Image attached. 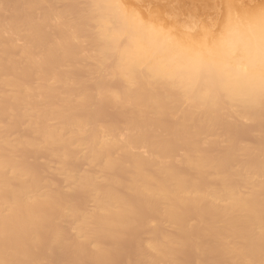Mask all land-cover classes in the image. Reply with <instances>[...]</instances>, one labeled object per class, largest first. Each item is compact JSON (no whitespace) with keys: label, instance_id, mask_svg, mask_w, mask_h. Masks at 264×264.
Wrapping results in <instances>:
<instances>
[{"label":"bare ground","instance_id":"bare-ground-1","mask_svg":"<svg viewBox=\"0 0 264 264\" xmlns=\"http://www.w3.org/2000/svg\"><path fill=\"white\" fill-rule=\"evenodd\" d=\"M143 1L0 0V264H264V7Z\"/></svg>","mask_w":264,"mask_h":264},{"label":"rangeland","instance_id":"rangeland-1","mask_svg":"<svg viewBox=\"0 0 264 264\" xmlns=\"http://www.w3.org/2000/svg\"><path fill=\"white\" fill-rule=\"evenodd\" d=\"M151 1H153V0H144V1H143V5L139 7V10L147 11L146 9L148 8V12H150V14H153V12H152V11H153V7H155L154 11L156 12L157 15H156L155 13H154L153 15H154L158 20H160V21H159L160 23L162 22V24H160V25H162V26L164 27V24H165L167 21H169V23L167 22L168 24L166 23V25H169V24L171 25V24L173 23V25H175V26H173V25L170 26V25H169V26H166V27H168V28H166V29L168 30V29L171 28V27L174 29V27H175L174 30H173L172 28H171V30L169 29L170 31L175 32V33L182 32V31H183V30H182V29H183L182 26H184L185 29H186V30H184V32H189V31H187V29L189 28L188 30H190V27H191V26L193 27V25H196L195 23H198L196 27L199 28V29L197 28V29L199 30V32L201 31V33H200L201 36H199L200 34L197 32L198 30H197L196 28H194L195 26L193 27V28H194V31H192L193 29H191V31L194 32V33H192L191 31H190L189 33H187V34H189L190 36H192V34H194V35L192 36V38L195 37V39L202 38V37L205 36V35H210V36L213 35V36H215V35H217V34L220 33V29L223 27V24L221 23V21L223 20L224 10H226V9H227L226 7H228V5H226V3H224V2H227V3L229 2V0H223L224 2H223V1L221 2V1H220L221 3H220L219 1H217V0H216L217 2H215V0H212V1H211V0H208V1H207V0H200V2H199V0H198V1H197V0H195V1L193 0V1L195 2V3H194V2H192L191 0H188L189 2L185 3V1H187V0H185V1H184V4L187 5V6H186V10H185L184 4L182 5L183 0H181L182 2L179 1V0H178V1L175 0L176 3H177V7H175V6H176V3H175L173 0H170V1L174 2V3H175L174 5L171 4L172 2L169 3V0H156V2H155V0H154V2L156 3V5H157L159 8L162 7L163 4L166 3L165 6H167V7H166V8H165V7H164V8L162 7V8L164 9V11L161 10V8H160V10L162 11V12H161V11H159V9L156 8V6H154L155 4L152 3ZM209 1H210V4H209ZM237 1H239V0H236V3H237ZM243 1H244V0H241V2H240V3L242 4L240 8L243 7L242 9H243L244 11H246V12H251V10H254V8L256 7V5L254 4L255 2H256V3L258 2V3H257V7H258V8H259V6H260V9H261L262 6L264 7V0H252V1L250 2V3H252V5H248L249 3L246 4L247 1H248V0H247V1H244V3L246 4V6L248 5V7H247V8H248V11H247V10H246L247 8L244 9L246 6H245L244 3H242ZM259 1H260V3H259ZM147 2H148V3L151 2V3L154 4V5L151 4V5H152V6H151V5L149 4V6H151V7H146V5H148ZM178 2L181 3V6H179L180 4H178ZM197 2H198V4H199V6H198V4L195 5L196 7H195V9H194L193 11H194L196 14H194V12L192 11V9L194 8L193 5L196 4ZM213 2L216 3V4H215V7H218V8L215 9ZM218 2H219V3H218ZM131 3H132V2H130L129 4L131 5ZM144 3H145V5H144ZM146 3H147V4H146ZM162 3H163V4H162ZM204 4H206V5L209 4V5H208V7H207V6L204 5ZM212 4H213V5H212ZM219 4H221V6H220ZM224 4H225V5H224ZM238 4H239V3H238ZM243 4H244V5H243ZM133 5H134V4H133ZM161 5H162V6H161ZM202 5L204 6V8H201V9H202V10H201L199 7L202 6ZM218 5H219V6H218ZM178 6H179V7H178ZM203 6H202V7H203ZM211 6L214 7V8H212ZM224 6H225V9H223ZM239 6H240V4H239ZM253 6H254V7H253ZM141 7H142V8H141ZM182 7H184V9H183ZM188 7H189V8L191 7L192 9H189ZM197 7H198V8H197ZM209 7H211V8H209ZM249 7L251 8L250 11H249V9H250ZM151 8H152V9H151ZM167 8H168V9H167ZM178 8L180 9L179 12L181 11V12H180L181 14H180L179 12H178L179 14L176 13V11H178V10H176V9H178ZM206 8L208 9V11H209L210 13L205 12V11L207 10ZM258 8H255L256 11L259 10ZM150 9H151L152 11H151ZM165 9H167L168 12L170 11L169 13L172 12L173 14L171 13L170 15H173V17L176 18L177 15L179 16V17L177 16L178 19H175V18H174L175 20H177L176 22L174 21V19H172V20L169 19V18L172 17V16L170 17L169 13H168L167 15L164 14V13L167 11V10L165 11ZM197 9H198V10H197ZM203 9H206V10L204 11ZM209 9H215V10H214L215 12H214L213 10H209ZM217 9H218V10H217ZM220 9H221V10L223 9V10L221 11ZM263 9H264V8H263ZM190 10H191V11H190ZM196 10H197L198 13L196 12ZM199 10H200L201 12H200ZM143 11H141V12H143ZM174 11H175V12H174ZM184 11L187 12V13H185ZM211 11H212L213 13H212ZM217 11H219L220 13H223V14H220V15H221V16H220V15H219V12L217 13ZM254 11H255V10H254ZM254 11H252V12H254ZM148 12H147V13H148ZM204 12H205V13H204ZM144 13H146V12H144ZM158 13H159V14H158ZM160 13H161V14H160ZM162 13H163L165 16L162 15ZM188 13H190V17H191L190 20L188 19V18H189V15H187ZM206 13H207V14H206ZM214 13H215V14H214ZM216 13H217V14H216ZM174 14H175L176 16H174ZM191 14H192V15H191ZM193 14L196 15V16H193ZM198 14H200V16H199ZM201 14H202V15H201ZM168 15H169V16H168ZM181 15H183L184 17H183V18H180ZM209 15H210V16H209ZM186 16H187V17H186ZM215 16H216V17H215ZM218 16H219L220 19L217 18ZM193 17H194V18L197 17V19L195 20ZM200 17H201L202 19H200ZM207 17H210L209 19H211V21H208V22L206 23V20H209ZM211 17H212V18H211ZM161 18H164V19H161ZM204 18H207V19L204 20ZM214 18H217V19H215L214 21H212ZM168 19H169V20H168ZM182 19H183L184 21H181ZM191 19H192V20H191ZM199 19H200V20H199ZM164 20H166V21L164 22ZM170 20H171V21H170ZM178 20H180V21H178ZM187 20H188V22H187ZM194 20H195L196 22H194ZM203 20H204L205 22H204ZM217 20H218V21H217ZM172 21H173V22H172ZM192 21H193L194 23H192ZM197 21H198V22H197ZM170 22H172V23H170ZM174 22H175V23H174ZM181 22H185V24L183 23V24H184V25H183ZM209 22H210V23H209ZM213 22H215V25H216L217 27H216L214 24H212ZM217 22H218V24H216ZM222 22H223V21H222ZM163 23H164V24H163ZM176 23H177V24H176ZM178 23H179L180 26H181L180 28L178 27ZM186 23H187V24H191V23H192V24H191V26L189 25L190 27H189V26L187 27V26H185ZM204 23H206V24L204 25ZM207 24H209V25H207ZM221 25H222V26H221ZM208 26H209V27H208ZM210 26H213V27L215 26V27H214L215 30H214L213 27H211L214 31H216V32H214V31L212 30L211 32H213V34L210 32V30H211ZM176 27L179 28L180 30L177 29ZM207 27H208V29H207ZM164 28H165V27H164ZM217 28H218L219 30H217ZM205 29H206V30H205ZM175 30H176L177 32H176ZM195 30H197V31H195ZM204 31H206V32L209 31L210 34H209V32L206 33V32H204ZM191 33H192V34H191ZM195 33H198V34H196L197 36L195 35ZM196 37H197V38H196ZM246 139H247V138H246Z\"/></svg>","mask_w":264,"mask_h":264}]
</instances>
